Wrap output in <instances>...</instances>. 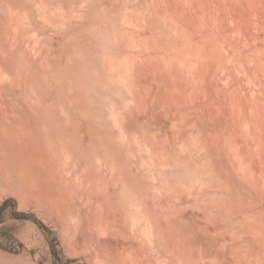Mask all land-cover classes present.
Instances as JSON below:
<instances>
[{
  "label": "rangeland",
  "instance_id": "374dc122",
  "mask_svg": "<svg viewBox=\"0 0 264 264\" xmlns=\"http://www.w3.org/2000/svg\"><path fill=\"white\" fill-rule=\"evenodd\" d=\"M144 1L0 0V264H264V231L256 228L264 226V199L257 194L255 198L236 195L226 188L224 180L210 177L201 166L209 160L202 152L204 140L215 148L224 147L228 139H233V128L218 116L206 125L203 115L190 113L189 117L187 107L172 109L156 100L160 86L168 90L163 78L150 70L155 44L148 42L155 34L161 35L164 27L161 22L156 25L150 21L153 14H148L155 0H148L149 4ZM158 1L174 15L171 29L178 25L173 32L182 36L186 33L182 38H189L194 32L192 26L201 20L197 4L191 0ZM241 1L244 6L231 8V0H221L218 10L230 18L224 22L221 19L220 28L217 23L211 25L209 31L214 33L216 28L234 34L229 22L235 21L232 16L236 14L234 17L241 18L237 21L245 25L253 0ZM143 7L147 9L141 13ZM257 11L264 15L261 7ZM262 18L256 23L258 48L264 45ZM246 33L238 40L233 38L235 43L247 47L243 45L244 40L248 42ZM128 37L142 40L131 53L134 57L144 54L133 58L136 62L141 58L142 80H134L132 71L119 69L114 60L117 52L113 45ZM116 38L121 39L119 43ZM262 45L260 50H264ZM260 56L256 55L254 61L260 59L264 68V57ZM188 61L192 62L190 58ZM119 79L125 84H143L147 97L142 110L125 102L131 107L120 109L125 94L119 91L122 88L111 85ZM199 121L201 124L195 126ZM237 148L239 154L232 160L242 168L237 167L235 173L249 186L258 184L264 191V140L254 144V152H249L243 142Z\"/></svg>",
  "mask_w": 264,
  "mask_h": 264
},
{
  "label": "bare ground",
  "instance_id": "6f19581e",
  "mask_svg": "<svg viewBox=\"0 0 264 264\" xmlns=\"http://www.w3.org/2000/svg\"><path fill=\"white\" fill-rule=\"evenodd\" d=\"M135 1V0H134ZM139 1V0H138ZM144 1V0H143ZM152 1V0H151ZM154 1V0H153ZM167 1V0H166ZM193 2H195V4H197V6L199 7L200 11L202 12L201 16V20L197 21L194 25V21L192 23V28L194 29V32H190V39L187 37L185 40L183 38V36H185V34H183V36L181 34H177L175 32H173L174 30H176L177 28V23L176 26L173 29V24H174V18H172V16L174 17V15H172L171 12H169V10H166L167 8H163L162 5L164 6V4L161 1L156 2L153 5V9L151 10L152 13H150V10L147 6L148 10H149V16L151 17L153 14V16L150 18V21L152 19L151 22H153L154 24H158L159 22H161L162 24H160V26L162 25L164 28L160 29L161 31V35L155 34L152 38V40H146L148 42V44H150V42L152 41L153 44H155L152 46L155 48L153 49V58H154V65H152V67L150 66V64L148 66H150V70L151 68L153 69V72H155L156 74H159V78L162 77L163 78V83L165 82L166 84H163L166 86L169 94H167L168 92H166L162 86H160L161 88L158 90L157 95H156V100H158L157 102H159L160 104H163L166 106L171 107L172 109H189L187 110L189 113V117H190V113H193L192 116L196 113L198 115H203L202 117H204V124L208 125L211 124V121L213 120V118L215 116H218L221 120V122H223L226 125H229L233 128V133H232V137L233 139L230 140L228 139L226 141V145L224 147H222V145L219 148H215L214 145L211 146V144L207 141L204 140L205 143L203 144V151L204 153L207 154L208 156V162L202 164V168L208 170L207 173L213 177H220V179L224 180L227 183L226 188L228 190H230L231 192L235 193L236 195H242L241 193L246 194L249 198H255L254 194L259 195L260 197H262L264 199V191L261 189V187L257 184V185H252L249 186L245 181L242 180V178H240L236 173L235 170H237V167H241V164H238L236 161L232 160L233 158H237L238 154H239V150H238V144L240 142H243L244 144H246V146L248 148L249 152H254V144L256 142H261L264 140V68L262 67L263 65L260 63V59H258V61L256 60V62L254 61V59L257 56H260L261 54H263L262 57H264V50H260L259 48L261 47V45L257 46L258 43V39L255 40V38H258V32L256 30V23L258 21V19L261 16L259 14V12L261 11H257L262 9V13L264 14V8H263V0H251L253 4L249 10V14H248V21L245 20V25L247 26V29H245V25L242 24L241 22H238L237 20H241V18L234 17L236 15H233L234 13H236L235 11H233L234 13H231L230 16H232L233 18H235V22L233 20L229 22L230 28L232 33L234 32V34H230L229 32L226 33L224 31H221V29H217L215 28V32L211 33L209 31V27L211 25L214 24H218L219 28H220V22L221 19L224 22V20L226 21V18L229 17L228 14L225 13V15L223 14V10H218V8H221L219 4V2L221 0H191ZM224 1V0H223ZM226 1V0H225ZM243 1V0H242ZM241 1V2H242ZM245 1V0H244ZM243 1V2H244ZM250 1V0H249ZM250 1V3H251ZM14 2V1H13ZM145 2V1H144ZM146 2L149 1L146 0ZM145 2V3H146ZM160 2V3H159ZM205 2V3H204ZM230 2V0H229ZM227 0V3H229ZM247 2V0L245 1ZM6 3V2H4ZM153 2H150V4ZM187 3V2H186ZM232 6L231 8H238V5L240 6V8L242 6H244L245 4L240 3V0H231ZM85 4V3H84ZM144 4V3H143ZM142 4V5H143ZM160 4H162L160 6ZM190 4V3H189ZM189 4L187 9L189 8ZM191 4H193L191 2ZM194 4V5H195ZM205 4L207 6H205ZM8 5V4H7ZM90 5V4H89ZM186 5V4H185ZM249 5V4H248ZM245 6V9L248 10V8H246L247 6ZM6 6V5H5ZM56 6V5H55ZM181 6V5H180ZM183 6V4H182ZM193 6V5H192ZM146 7V6H145ZM166 7V6H164ZM194 7V6H193ZM141 8V7H140ZM144 8V7H143ZM144 8L141 13L145 12ZM180 8V7H179ZM183 7H181L182 9ZM228 8V7H227ZM229 9V10H233V9ZM244 8V7H243ZM2 9V8H1ZM129 9V8H128ZM127 9V10H128ZM180 9V10H181ZM184 10H186L185 8H183ZM182 9V10H183ZM198 9V8H197ZM135 10V9H134ZM141 10V9H139ZM159 10V11H158ZM181 10V11H182ZM191 10V9H188ZM241 10V9H240ZM27 11V10H26ZM65 11V10H64ZM158 11V12H156ZM178 11V10H177ZM196 11V10H195ZM199 11V12H200ZM244 11V9L242 10ZM147 12V11H146ZM190 13L189 11H185ZM198 12V11H197ZM198 12V13H199ZM201 12L199 14H201ZM231 12V11H230ZM247 12V11H246ZM65 13V12H64ZM129 13V12H128ZM140 16L142 17L143 15ZM180 13V12H179ZM184 14V12H182ZM192 13V12H191ZM238 13V12H237ZM19 14V13H18ZM132 14V13H131ZM146 14V15H147ZM238 14H242V13H238ZM3 15V14H2ZM26 15V14H25ZM65 15V14H64ZM99 15V14H97ZM126 14H124V18ZM144 15V16H146ZM185 15V14H184ZM188 15V14H187ZM228 15V16H227ZM106 16V15H105ZM112 16V15H111ZM115 16V15H114ZM128 16V15H127ZM139 16V18H141ZM146 16V17H149ZM181 16V14L179 15ZM198 16V15H197ZM241 16V15H240ZM260 16V17H259ZM138 17V16H137ZM183 17V15H182ZM186 17V18H185ZM185 19H188L187 16L185 15ZM189 17V16H188ZM194 17V16H193ZM243 17V16H242ZM99 18V17H98ZM116 18V17H115ZM120 18V17H119ZM123 18V20H124ZM178 18V17H177ZM190 18V17H189ZM197 18V17H196ZM230 18V17H229ZM245 18V17H244ZM247 18V17H246ZM27 19V18H26ZM103 19V18H102ZM122 19V18H121ZM131 18L129 17V20ZM144 19V18H143ZM232 19V18H231ZM264 21V18H262ZM11 20V19H10ZM92 20V19H91ZM109 20V19H108ZM117 20V19H116ZM128 20V19H127ZM140 21H142L141 19H139ZM147 20V19H146ZM145 20V22H147ZM149 20V19H148ZM180 20V19H179ZM189 20V19H188ZM95 21V20H93ZM105 21V20H104ZM126 21V20H125ZM178 21V20H177ZM191 21V19H190ZM244 21V20H242ZM261 21V20H260ZM2 22V21H1ZM12 22V21H11ZM109 22L111 23L112 21L109 20ZM109 22L107 24H109ZM115 22V20H114ZM113 22V23H114ZM121 22V20H120ZM127 22V21H126ZM176 22V19H175ZM228 22V21H227ZM123 23V22H122ZM148 23V22H147ZM167 26H165L166 24ZM259 23V22H258ZM112 24V23H111ZM111 24L110 27H111ZM116 24V28H120V24L119 26ZM114 24V26H115ZM124 24V23H123ZM141 24V22H140ZM145 24V23H144ZM183 24V23H182ZM264 24V23H263ZM66 25V23H65ZM127 25V24H126ZM130 25V24H129ZM136 25V23H135ZM143 25V24H142ZM141 25V26H142ZM148 25V24H147ZM185 25V24H184ZM228 25V27H229ZM244 25V30L242 28V26ZM92 26V25H91ZM104 26V25H103ZM107 26V25H106ZM113 26V28H115ZM150 26V24H149ZM180 26V24H179ZM261 26L262 25L261 23ZM6 27V26H5ZM70 27V26H69ZM146 27V26H144ZM143 27V28H144ZM148 27V26H147ZM146 27V28H147ZM152 27V26H151ZM157 27V26H156ZM187 27V26H186ZM223 27V26H222ZM65 28V27H64ZM102 28V27H101ZM122 28V27H121ZM125 28V27H123ZM132 28V27H131ZM141 28V27H140ZM172 28V29H171ZM183 28H185L183 26ZM181 28V29H183ZM225 28H226V24H225ZM83 29V28H82ZM91 29V28H90ZM150 29V27L148 28V30ZM171 32V34L167 35V30ZM180 29V28H179ZM179 29L177 30L179 32ZM186 29V28H185ZM189 29V28H188ZM191 29V28H190ZM36 30V29H35ZM85 30V29H84ZM99 30V29H98ZM114 30V29H113ZM131 30V29H130ZM134 30V29H132ZM140 30V29H139ZM144 32V29H142ZM153 30V29H151ZM184 30V29H183ZM182 30V31H183ZM227 30V29H226ZM246 30V31H245ZM264 30V29H263ZM89 31V30H88ZM108 31V30H107ZM111 31V30H110ZM126 32V30H124ZM128 31V30H127ZM154 31L158 30L154 29ZM181 31V30H180ZM249 31V33L247 34L246 32ZM252 31V32H251ZM6 32V31H5ZM87 32V31H86ZM112 32V31H111ZM116 32V31H115ZM113 32L115 35L116 33ZM118 32H122V30L120 31V29L118 30ZM140 32V31H138ZM147 32V31H145ZM153 32V31H152ZM201 34H200V33ZM264 32V31H262ZM107 33V32H106ZM135 33V32H133ZM137 33V32H136ZM197 33V35L200 36V38L198 39V37L195 35ZM246 33L247 37H248V42L246 39V43L244 40V44L247 45L246 46H242L239 45L237 42V44L235 43V41H237V37H243V34ZM4 34V33H3ZM77 34V33H76ZM93 34V33H92ZM91 34V35H92ZM111 34V33H110ZM113 35V34H111ZM144 34V33H143ZM142 34V35H143ZM148 34V32H147ZM89 35V34H88ZM119 36V34H117ZM123 35V34H122ZM124 35L126 36L127 33ZM130 35V34H129ZM135 35V34H132ZM137 36H139L138 34H136ZM145 35V34H144ZM261 35V34H260ZM1 36V35H0ZM108 36V38H110ZM117 36V37H118ZM149 36V34H148ZM152 36V35H151ZM102 37V36H101ZM116 37V36H115ZM114 37V38H115ZM134 36H132L133 38ZM150 37V36H149ZM183 37V38H182ZM246 37V36H245ZM246 37V38H247ZM24 38V37H23ZM107 38V36H106ZM123 38V37H122ZM131 37H128V39H126V41H123V43H119V40L121 39H117L119 44H114V50L117 52V54L114 56V60L117 62V65L119 67V69L121 70H129L132 71V73L134 74L132 77H134V80L137 78H140L142 72V62H138L142 56L144 55H140L138 52L134 53V54H139V56H136L137 58L141 56L140 59H138V61L136 62L133 58L135 55L131 54L134 51H136L137 49V43H141L142 40L139 41H133ZM237 40H234V39ZM260 38V37H259ZM7 39V38H6ZM113 39V37H112ZM147 39V38H146ZM254 39L255 42L252 40ZM4 40V39H3ZM136 40V39H135ZM189 40V41H188ZM243 40V39H242ZM5 41V40H4ZM111 41V40H110ZM114 41V39L112 40ZM111 41V42H112ZM145 41V43H146ZM163 43H162V42ZM190 42V45L189 43ZM257 42V43H256ZM7 43V42H6ZM179 43L181 48H179ZM27 44V43H26ZM90 44V43H89ZM150 44V45H151ZM260 44V43H259ZM11 45V44H10ZM21 45V44H20ZM93 45V44H91ZM109 45V43H108ZM142 45H144V43H142ZM146 46V45H145ZM151 46V47H152ZM264 46V45H262ZM96 47V46H95ZM106 47V46H105ZM143 47V46H142ZM141 47V48H142ZM113 48V47H112ZM132 48V50H131ZM139 48V47H138ZM3 49V48H2ZM6 49V48H5ZM80 49V48H79ZM97 49V48H96ZM107 49V48H105ZM149 49V47L147 48ZM90 50V49H89ZM98 50V49H97ZM129 50V52H127ZM139 50V49H138ZM150 50V49H149ZM6 51V50H5ZM111 51V50H109ZM144 51V50H143ZM186 51V52H185ZM243 51H245V56ZM0 52H2L0 50ZM86 52V51H84ZM104 52V50H103ZM114 52V51H113ZM139 52H141V49L139 50ZM151 52V51H150ZM24 53V52H23ZM94 53V51H93ZM110 53V52H109ZM108 53V54H109ZM146 53V52H145ZM74 54V53H73ZM97 54V53H96ZM95 54V55H96ZM105 54V52H104ZM107 54V53H106ZM148 54V53H147ZM190 54V55H187ZM110 55V54H109ZM113 55V54H111ZM190 56V57H188ZM255 56V57H254ZM113 57V56H112ZM150 57V54H149ZM261 57V56H260ZM261 57V58H262ZM136 58V59H137ZM148 58V57H147ZM190 58L189 62L188 59ZM259 58V57H258ZM144 59V58H143ZM142 59V60H143ZM149 59V58H148ZM176 59V60H175ZM257 59V58H256ZM17 60V59H16ZM110 60V59H109ZM113 60V61H114ZM145 60V59H144ZM147 60V59H146ZM174 60L178 62L177 67L176 64L174 65ZM26 61V60H25ZM106 61V60H105ZM112 61V60H110ZM112 61V62H113ZM141 61V60H140ZM264 61V60H263ZM81 62V61H80ZM144 62V61H143ZM179 62L181 65H179ZM11 63V62H10ZM21 63V62H20ZM19 63V64H20ZM101 63V62H100ZM106 63V62H105ZM148 63V61H147ZM14 64V62H13ZM114 64V62H113ZM142 64V65H141ZM190 64V66H189ZM91 65V64H90ZM116 65V63H115ZM141 65V67H140ZM180 67H179V66ZM183 65V66H182ZM262 65V66H261ZM16 66V65H15ZM25 66V65H24ZM105 66V65H104ZM112 66V65H110ZM19 67V66H18ZM94 67V65H93ZM98 67V66H97ZM96 67V68H97ZM114 67V66H113ZM144 67V66H143ZM14 68V66H13ZM107 68V67H106ZM182 68V69H181ZM3 69V68H2ZM84 69V68H83ZM101 69V67H100ZM109 69V68H108ZM146 71L148 68H145ZM14 70V69H13ZM25 70V69H24ZM91 70V69H90ZM107 70V69H106ZM184 70V71H183ZM20 71V70H19ZM22 71V70H21ZM83 71V70H82ZM152 71V70H151ZM6 72V71H5ZM123 72V71H122ZM148 72V71H147ZM146 72V73H147ZM38 73V72H37ZM83 73V72H82ZM85 73V72H84ZM83 73V74H84ZM89 73V72H88ZM94 73V72H92ZM117 73V72H116ZM150 74V72H148ZM147 73V74H148ZM152 73V72H151ZM5 74V73H4ZM148 74V75H149ZM153 74V73H152ZM154 74V75H156ZM27 75V74H26ZM86 75V74H85ZM111 75V74H110ZM115 75V73H114ZM146 75V74H143ZM142 75V76H143ZM153 75V76H154ZM84 76V75H83ZM89 77V75H86ZM97 76V75H96ZM99 76V75H98ZM102 76V75H101ZM147 76V75H146ZM144 77V76H143ZM148 77V76H147ZM151 77V74H150ZM155 77H158L157 75ZM27 78V77H26ZM31 78V77H30ZM91 78V77H90ZM114 78V77H112ZM128 78V77H127ZM97 79V78H96ZM141 79V78H140ZM145 79V78H144ZM152 79V77L150 78ZM180 79L182 80L181 82H183V84L180 83ZM28 80V78L26 79ZM58 80V79H57ZM83 80V79H82ZM87 80V79H86ZM91 80V79H89ZM87 80V81H89ZM94 80V79H93ZM114 80V79H112ZM111 80V81H112ZM126 80V79H125ZM133 80V81H134ZM139 80V79H138ZM142 80V79H141ZM161 80V79H159ZM23 81V80H22ZM75 81V80H74ZM84 81V80H83ZM96 81V80H95ZM98 81V80H97ZM110 81V82H111ZM117 80L112 81L111 85L114 87L116 86L119 90V88H122L123 90H119L121 91L123 94V98L125 97V100L121 102L122 104L125 103H130V105L136 109H143L144 108V99L145 96L147 97V95L144 96L145 91H142V87L143 84L136 82L135 81L133 83H128L125 84V82H122L120 79L118 82H116ZM151 81V80H150ZM91 82V81H90ZM106 82V81H104ZM132 82V81H131ZM142 82V81H141ZM148 82V81H147ZM146 82V83H147ZM152 82V81H151ZM162 82V80H161ZM24 83V82H23ZM36 83V82H35ZM92 83V82H91ZM150 83V82H149ZM154 83V82H153ZM156 83V82H155ZM154 83V84H155ZM158 83V82H157ZM83 84V83H82ZM81 84V85H82ZM100 84V83H99ZM110 84V83H109ZM151 84V83H150ZM153 84V85H154ZM156 85V84H155ZM162 85V84H161ZM85 86V85H84ZM83 86V88H84ZM149 86V85H148ZM147 86V87H148ZM89 87V86H87ZM111 87V86H110ZM151 87V86H150ZM153 87V86H152ZM98 88V87H96ZM115 88V90L117 89ZM156 88V87H155ZM158 88V87H157ZM27 89V88H26ZM154 89V88H153ZM36 90V89H35ZM65 90V89H64ZM157 90V89H156ZM152 91V89H151ZM154 91V90H153ZM29 92V91H28ZM120 92V95H121ZM155 92V91H154ZM152 92V93H154ZM26 93V92H25ZM47 93V92H46ZM101 93V92H100ZM111 93L113 94V92L111 91ZM115 93V92H114ZM19 94V93H18ZM24 94V93H23ZM27 94V93H26ZM110 94V93H109ZM110 94V95H112ZM47 95V94H46ZM87 95V94H86ZM151 95V93L149 94ZM44 96V95H43ZM89 96V94H88ZM113 96V95H112ZM115 96V95H114ZM153 96V94H152ZM100 97V96H99ZM102 97V96H101ZM100 97V98H101ZM121 96H119L118 98H120ZM149 97V96H148ZM151 97V96H150ZM149 97V98H150ZM44 98V97H43ZM116 98V97H115ZM116 98V99H118ZM60 100V99H58ZM120 100V99H119ZM35 101V100H34ZM43 101V100H42ZM65 101V99H64ZM117 102V101H116ZM44 103V102H43ZM58 103V102H57ZM103 103V102H102ZM31 104V103H30ZM51 104V103H50ZM64 104V103H63ZM69 104V103H68ZM99 104V103H98ZM147 104V103H146ZM149 104V102H148ZM147 104V106H148ZM36 105V104H35ZM38 105V104H37ZM103 105V104H102ZM118 105V104H117ZM121 105V104H119ZM127 104H123V106H121L120 109H122V107L124 108V106L126 107ZM32 106V105H31ZM128 106V105H127ZM128 106V107H131ZM29 107V106H28ZM43 107V106H42ZM112 107V105H111ZM127 107V108H128ZM153 107V105H152ZM163 107V108H165ZM30 108V107H29ZM37 108V107H36ZM46 108V106H45ZM88 108V107H87ZM117 108V107H116ZM147 108V107H146ZM145 108V109H146ZM162 108V107H161ZM39 109V108H38ZM41 109V108H40ZM130 109V108H128ZM153 109V108H152ZM31 110V109H30ZM89 110V109H88ZM92 110V109H91ZM107 110V109H106ZM114 110V109H113ZM118 110V109H117ZM150 110V109H149ZM148 110V111H149ZM164 110H167L166 108ZM176 110V111H177ZM108 111V110H107ZM125 111V109L123 110ZM133 113H137V111ZM130 111V112H131ZM172 111V110H171ZM186 111V110H185ZM181 113V115H184V112ZM41 112V111H40ZM67 112V111H66ZM88 112V111H87ZM110 112V110H109ZM129 113V111H127ZM140 112V111H139ZM166 112V111H165ZM14 113V112H13ZM68 113V112H67ZM116 113V112H115ZM127 113V114H128ZM132 113V112H131ZM144 113V112H143ZM168 113V112H167ZM175 113V112H174ZM187 113V112H186ZM185 113V114H186ZM12 114V113H11ZM43 114V113H42ZM114 114V113H113ZM138 114V113H137ZM147 114V113H146ZM173 114V112H172ZM177 114V112H176ZM180 114V113H179ZM38 115V114H37ZM87 115V114H86ZM91 115V113H90ZM131 115V114H129ZM122 114H121V118H122ZM186 116V115H185ZM196 116V115H194ZM4 117V116H3ZM7 117V116H6ZM5 117V118H6ZM42 117V116H41ZM44 117V116H43ZM115 117V116H114ZM170 117V116H169ZM197 117V116H196ZM200 117V116H199ZM128 118V117H127ZM171 118V117H170ZM185 118V117H184ZM195 118V117H194ZM59 119V118H58ZM91 119V118H90ZM105 119V118H104ZM186 119H188V116L186 117ZM198 119V118H197ZM10 120V119H8ZM51 120V119H50ZM171 120V119H170ZM174 120V119H173ZM194 120V119H193ZM193 120H191L193 122ZM201 120V119H200ZM60 121V120H59ZM67 121V120H66ZM195 121V120H194ZM198 121V120H197ZM53 122V121H52ZM57 122V121H56ZM110 122V121H109ZM170 122V121H169ZM196 122V121H195ZM40 123V122H39ZM60 123V122H59ZM188 123L189 119H188ZM76 124V123H75ZM87 124V123H86ZM106 124V123H105ZM201 124L200 121L195 124V126ZM188 125V124H187ZM190 125V124H189ZM3 126V125H2ZM19 126V125H18ZM16 126V127H18ZM194 126V128H195ZM101 127V126H100ZM200 127V126H199ZM193 128V129H194ZM198 128V127H196ZM48 129V128H47ZM65 129V128H64ZM63 129V130H64ZM199 129V128H198ZM13 130V129H12ZM201 130V129H199ZM206 130V129H205ZM4 130H2L3 132ZM32 131V130H31ZM1 132V131H0ZM18 132V131H17ZM42 132V131H40ZM55 132V131H54ZM95 132V131H94ZM135 132V131H134ZM193 133V131H191ZM197 133H199L200 131H195ZM5 133H7L5 131ZM11 133V132H10ZM65 133V132H64ZM201 133L202 130H201ZM28 134V133H27ZM196 134V133H195ZM200 134V133H199ZM10 135V134H9ZM14 135V134H13ZM102 135V134H101ZM105 135V134H104ZM12 136V135H10ZM18 135H16L17 138ZM23 136V135H22ZM71 136V135H70ZM197 136V135H196ZM200 136V135H198ZM197 136V137H198ZM202 136V134H201ZM200 136V137H201ZM204 136V135H203ZM19 137V136H18ZM25 137V136H24ZM33 137V135H32ZM43 137V136H42ZM45 137V136H44ZM101 137V136H100ZM105 137V136H104ZM109 137V136H108ZM196 137V138H197ZM15 138V137H14ZM49 138V137H48ZM99 138V137H98ZM202 138V137H201ZM200 138V140H201ZM27 139V138H26ZM139 139V138H138ZM205 139V138H204ZM8 140V139H7ZM17 140V139H16ZM104 140V139H102ZM114 140V139H113ZM188 140V139H187ZM20 141V140H19ZM66 141V140H65ZM75 141V140H74ZM118 141V140H117ZM199 141V140H198ZM26 142V141H25ZM78 142V141H77ZM190 142V141H189ZM14 143V142H13ZM28 143V142H27ZM188 143V141H187ZM16 144V143H15ZM29 144V143H28ZM74 144V143H73ZM116 144V143H115ZM141 144V143H140ZM189 144V143H188ZM185 144V150H188V147L190 145L191 148V144ZM199 145V144H197ZM3 146V145H2ZM132 146V145H131ZM227 146V147H226ZM259 146V145H258ZM257 146V147H258ZM32 147V146H31ZM63 147V146H62ZM74 147V146H73ZM106 147V146H105ZM2 148V147H1ZM27 148V147H26ZM98 148V146H97ZM102 148V147H101ZM148 148V147H146ZM145 148V149H146ZM32 149V148H31ZM30 149V150H31ZM107 149V147L105 148ZM138 149V148H137ZM213 149V155L210 153L212 152ZM88 151V149H86ZM92 150V148H91ZM89 150V151H91ZM94 150V149H93ZM98 150V149H97ZM134 150V149H132ZM228 150V151H227ZM22 151V150H21ZM38 151V150H37ZM41 151V150H40ZM94 152V151H93ZM144 152V151H143ZM91 153V152H90ZM96 153V152H95ZM94 153V154H95ZM107 153V152H106ZM149 153V152H148ZM8 154V153H7ZM20 154V153H19ZM25 154V153H24ZM113 154V153H112ZM10 155V154H9ZM30 155V154H29ZM48 155V154H47ZM74 155V154H73ZM93 155V154H92ZM91 155V156H92ZM119 155V154H118ZM122 155V154H121ZM130 155V154H129ZM24 156L27 157V155L25 154ZM32 156V154H31ZM30 156V157H31ZM34 156V155H33ZM56 156V155H55ZM95 156V155H94ZM151 156V155H150ZM7 157V156H6ZM15 157V156H14ZM134 157V156H133ZM45 158V157H44ZM51 158V157H50ZM12 159V158H11ZM29 159V158H28ZM33 159V158H32ZM43 159V158H42ZM85 159V158H83ZM108 159V157H107ZM151 159V158H150ZM20 160V159H19ZM24 160V159H23ZM92 160V159H91ZM115 160V159H114ZM252 161V160H251ZM4 162V161H3ZM55 162V161H54ZM96 162V161H95ZM94 162V163H95ZM123 162V161H122ZM180 162V161H179ZM201 162V161H200ZM10 163V162H9ZM23 163V162H22ZM161 163V162H160ZM176 163V162H175ZM263 163V162H262ZM27 164V163H25ZM97 164V163H96ZM9 165V164H8ZM56 165V164H55ZM84 165V164H83ZM88 165V164H87ZM243 165V164H242ZM264 165V164H263ZM37 166V165H36ZM40 166V165H39ZM95 166V165H94ZM139 166V164H138ZM171 166V165H170ZM183 166V165H182ZM260 166V165H259ZM42 167V166H41ZM124 167V166H123ZM264 167V166H263ZM33 168V167H32ZM122 168V167H121ZM242 168V167H241ZM99 169V168H98ZM123 169V168H122ZM140 169V168H139ZM142 169V168H141ZM140 171V170H139ZM160 171V170H159ZM16 172V171H15ZM42 172V171H41ZM48 172V171H47ZM116 172V171H115ZM127 172V171H126ZM143 172V171H142ZM187 172V171H186ZM11 173V172H10ZM123 173V172H122ZM165 173V172H164ZM198 173V172H197ZM248 174H250L249 171H247ZM32 174V173H31ZM121 174V173H120ZM179 174V172H178ZM247 174V175H248ZM160 175V174H159ZM177 175V174H176ZM261 175V172H260ZM259 175V176H260ZM43 176V175H42ZM60 176V175H59ZM126 176V175H125ZM179 176V175H178ZM38 177V176H37ZM55 177V176H54ZM171 177V176H170ZM175 177V176H174ZM25 178V177H24ZM34 178V177H33ZM263 178V177H260ZM118 179V178H117ZM174 179V178H173ZM48 180V179H47ZM164 180V179H163ZM29 182V181H28ZM141 182V181H140ZM52 183V182H51ZM122 183H124L122 181ZM122 183H120L122 185ZM216 183L219 182L216 181ZM46 184V183H45ZM63 184V183H62ZM131 184V183H130ZM141 184V183H139ZM40 185V184H39ZM153 185V184H152ZM213 185V184H212ZM222 185V183H221ZM126 186V185H125ZM129 186V184H128ZM131 186V185H130ZM168 186V185H167ZM123 187V186H122ZM127 187V186H126ZM52 188V187H51ZM130 188V187H129ZM137 188V187H136ZM36 189V188H35ZM59 190V189H58ZM128 190V188L126 189ZM130 190V189H129ZM138 190V189H137ZM26 191V190H25ZM33 191V190H32ZM132 191V189H131ZM42 192V191H41ZM127 192V191H126ZM129 192V191H128ZM135 192V191H134ZM222 192V190H221ZM130 196V195H129ZM143 196V195H142ZM123 197V194H122ZM126 197V196H125ZM133 197V196H132ZM242 197V196H241ZM229 198V197H228ZM244 198V197H243ZM136 199V197H135ZM156 199V198H155ZM128 200V199H127ZM146 200V199H145ZM202 201V200H201ZM127 203V202H126ZM221 203V202H220ZM222 204L224 205L225 203L222 202ZM226 206V205H225ZM151 208V207H150ZM222 208V207H221ZM229 208V207H228ZM212 210V209H211ZM226 210V209H225ZM224 210V211H225ZM240 210V209H239ZM263 210V209H262ZM223 212V211H222ZM228 212V211H227ZM153 213V210H152ZM230 213V212H229ZM224 214H227L226 212ZM229 215V214H228ZM226 216V215H225ZM156 217V216H155ZM154 217V218H155ZM152 218V217H151ZM233 225V224H232ZM154 228V227H153ZM259 231H264V226H258L256 227ZM170 229V228H169ZM187 238V237H186ZM237 244V243H236ZM262 253V252H261ZM262 256V255H261ZM261 260V259H260ZM167 261V260H166ZM196 262V261H195ZM122 263V262H121Z\"/></svg>",
  "mask_w": 264,
  "mask_h": 264
}]
</instances>
